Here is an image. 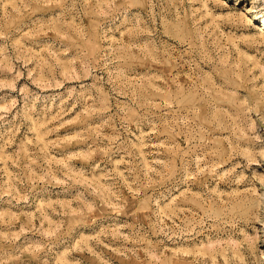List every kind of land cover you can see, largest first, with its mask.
I'll return each mask as SVG.
<instances>
[{
    "label": "rangeland",
    "instance_id": "rangeland-1",
    "mask_svg": "<svg viewBox=\"0 0 264 264\" xmlns=\"http://www.w3.org/2000/svg\"><path fill=\"white\" fill-rule=\"evenodd\" d=\"M0 264H264V0H0Z\"/></svg>",
    "mask_w": 264,
    "mask_h": 264
}]
</instances>
